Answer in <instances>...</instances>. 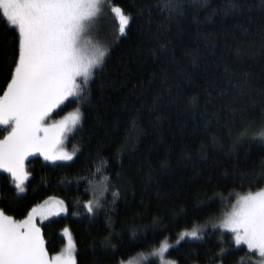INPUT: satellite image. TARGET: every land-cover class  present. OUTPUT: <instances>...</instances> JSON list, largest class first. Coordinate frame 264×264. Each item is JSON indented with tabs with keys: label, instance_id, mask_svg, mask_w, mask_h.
I'll list each match as a JSON object with an SVG mask.
<instances>
[{
	"label": "trees",
	"instance_id": "obj_1",
	"mask_svg": "<svg viewBox=\"0 0 264 264\" xmlns=\"http://www.w3.org/2000/svg\"><path fill=\"white\" fill-rule=\"evenodd\" d=\"M174 2L178 9L169 13L162 8L167 0H110L130 24L123 36L111 37L90 102L69 98L53 114L77 108L83 114L68 137L73 160L29 159L19 195L0 173V209L16 220L48 197L64 202L65 215L41 225L50 256L64 247L67 228L77 264H120L165 239L176 264L254 258L216 228L200 240L176 242L184 231L212 223L238 194L264 188V143L257 137L264 129V0ZM12 43L0 18V93ZM104 176L109 190L90 215L89 186ZM113 191L119 192L114 202ZM109 235L116 251L100 246Z\"/></svg>",
	"mask_w": 264,
	"mask_h": 264
},
{
	"label": "snow or ice",
	"instance_id": "obj_2",
	"mask_svg": "<svg viewBox=\"0 0 264 264\" xmlns=\"http://www.w3.org/2000/svg\"><path fill=\"white\" fill-rule=\"evenodd\" d=\"M105 4L106 0H0V18L13 33V43L4 53L8 81L0 94V173L8 174L18 195L26 191L30 173L25 162L29 157L40 156L51 164L73 160L76 150L67 151L66 140L82 126L83 114L77 108L62 119L52 117L69 98L82 105L90 102L92 85L109 55V48L92 37ZM162 8L172 13L178 5L167 0ZM111 12L123 36L131 18L119 6H111ZM257 137L264 143V129ZM259 179L264 180V174ZM108 186L109 178L104 176L94 192L102 197ZM112 197L113 202L119 199V192L113 191ZM100 207L95 195L84 204L90 215ZM62 212H67L62 200H46L22 220L0 209V264H77L69 230H63L66 247L50 257L36 223L37 217L42 221ZM217 226L232 234L237 249L246 246L259 256L257 264H264V188L238 194ZM185 237L200 240L201 229L184 231L177 243ZM111 239L109 235L100 242L105 251H116ZM169 248L165 239L150 256L158 258L159 264H175L165 258ZM224 255L221 249V260Z\"/></svg>",
	"mask_w": 264,
	"mask_h": 264
},
{
	"label": "rangeland",
	"instance_id": "obj_3",
	"mask_svg": "<svg viewBox=\"0 0 264 264\" xmlns=\"http://www.w3.org/2000/svg\"><path fill=\"white\" fill-rule=\"evenodd\" d=\"M111 6H112V5H110V0H106V4H105V6H104V8H103V11H102L101 14L99 15V17H98V19H97V22L95 23V25H94V27H93V30H92V37H93L95 40H97L98 42H100V43L106 45L107 47H108V43H109V41L111 40V37H113V34H114V33H116V35H120V34H119V22H118L117 18L115 17V14L111 12ZM0 94H2V93H0ZM65 103H66V102H65ZM62 106H63V105H61V107H62ZM61 107H60V108H61ZM60 108H59V109H60ZM59 109H57L56 112H57ZM56 112H55V113H56ZM53 114H54V113H53ZM67 115H69V114H67ZM65 116H66V115H65ZM63 117H64V116H63ZM63 117H60V118H54V117H52V119L59 120V119H62ZM70 135H71V134H69V136H70ZM67 146H68V139L66 140V150L69 151V152H72L71 149L68 148L69 146H68V147H67ZM33 157H40V156H33ZM33 157H29L28 160L31 159V158H33ZM40 158L43 160L42 157H40ZM28 160L25 162L27 170H28V167H29ZM43 161H44V160H43ZM45 162H47V161H45ZM58 162H65V161H58ZM58 162H57V163H58ZM67 162H68V161H67ZM48 163H50V162H48ZM6 174H7V173H6ZM101 182H102V181H99V182L94 183V184H92V185L89 186V192H90V194H91V198H90V200H93V199H94V195H95L96 198H99V199H100V203H101V201L103 200V198H104L106 192L104 193V195H103L102 197L100 196V194H99L98 191L94 192L95 187H96L97 185H99ZM46 200H61V199L56 198V197H48V198H46L43 202H41L40 204H38V205H36V206H34V207H37V206H39V205L44 204V202H45ZM90 200H89V201H90ZM235 203H236V199L234 200V202H232V203L229 205V207L224 211V213H222L221 216L215 218V220H213L212 223H210V224H208V225H204V226L198 227L199 229H201V232L203 233L204 230H205V229H208V228H216V229H219V230L222 232V230H221L217 225H219V223H220L221 220L223 219V216L225 215V213L228 212V211H231V207H232V205H234ZM64 205H65V204H64ZM65 207H66V206H65ZM30 211H31V210H30ZM63 215H65L64 212H62L59 216H49L48 218H46V219H44V220H42V221H41L40 217H37L36 223H37L38 226L41 228V225H42L44 222H46V221H48V220H51V219H55V218L61 217V216H63ZM24 218H25V217H24ZM24 218H23V219H24ZM20 220H22V219H20ZM224 233H225V232H224ZM227 233H228V232H227ZM62 234H63V233H62ZM181 234H182V233H181ZM63 236H64V234H63ZM179 236H180V235H179ZM179 236H178V239H179ZM64 237H65V236H64ZM183 240H190V239H188L187 237H185ZM183 240H180L179 242H181V241H183ZM233 242H234V241H233ZM176 243H177V242H176ZM169 244H170V243H169ZM66 245H67V239H66V237H65V245H64V247L62 248V250L66 247ZM234 245H235V244H234ZM235 246H236V245H235ZM170 247H171V244H170ZM239 247H244V248H246V246H244V245H241V246H239ZM157 248H158V247H157ZM62 250H61V251H62ZM246 250H247V248H246ZM61 251H59V252L56 253L55 255H58ZM152 251H153V250H152ZM152 251L147 252V253H144V254L137 255V256H135V257H133V258H131V259L125 261L124 264H127V262L130 261V260L133 262V264H148V263L153 262V261L156 262V264H159V260H158V258L150 256V253H151ZM166 254H167V253H166ZM252 254H253V257H254V258H251V260H249L250 263H248V264H257V262L259 261L260 258H259L258 255L254 254V253H252ZM55 255H51V256L49 255V256L52 257V256H55ZM145 258H146V259H145ZM165 258H166L167 260H170V259L167 257V255L165 256ZM171 261H172V260H171ZM175 264H176V263H175ZM217 264H220V263H217Z\"/></svg>",
	"mask_w": 264,
	"mask_h": 264
}]
</instances>
